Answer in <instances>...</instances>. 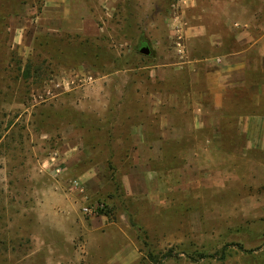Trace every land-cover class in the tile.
<instances>
[{"label": "rangeland", "instance_id": "obj_1", "mask_svg": "<svg viewBox=\"0 0 264 264\" xmlns=\"http://www.w3.org/2000/svg\"><path fill=\"white\" fill-rule=\"evenodd\" d=\"M51 1L0 0V264H264V0Z\"/></svg>", "mask_w": 264, "mask_h": 264}, {"label": "crops", "instance_id": "obj_2", "mask_svg": "<svg viewBox=\"0 0 264 264\" xmlns=\"http://www.w3.org/2000/svg\"><path fill=\"white\" fill-rule=\"evenodd\" d=\"M54 4L55 3L54 2L52 3L51 0H46V5H54ZM83 20L81 19L75 20L76 21L75 26L87 29L88 28L87 25L79 23ZM224 20L225 22H227V17H225ZM193 29L196 30L195 33H192L193 36L198 37V38L208 36L209 39H212L215 36L218 37L220 35L219 33L210 32L207 29V27L201 24H198L196 27H193ZM235 37H236L237 42L240 43L239 48L230 50V51H227L221 54V56H219V58L217 59V62H221L219 65L220 67L217 68L214 75L212 74L213 76L217 78V81H216L217 85L220 84L223 87L232 85V84H239L242 81L246 80L247 70H249V68L253 65V61H254L252 58H250V56H248V51L252 49L253 46L261 42V40H263V37L255 39V36L253 35V33L248 29L238 31ZM246 44H249V46L248 47L246 46V48H242V45H246ZM262 85L264 86V84ZM262 89H264V87L261 88L260 90V92L263 93L264 90ZM217 97L218 96L215 95L216 101H218ZM203 112L205 113L204 109H201V110L197 109V113L199 114L197 117L198 119L200 118L201 120H203L204 118ZM200 124H201L200 126H204L203 122L201 121H200ZM205 126H207L211 130L212 133H215V134L217 133L216 128L212 124H207ZM145 165L146 163L142 164V166H145ZM140 166L141 165L139 163L138 167ZM140 181H141L140 179L138 178L136 179L135 181L136 187L138 189L146 188L147 186L144 184V182H143V185H141Z\"/></svg>", "mask_w": 264, "mask_h": 264}, {"label": "built area", "instance_id": "obj_3", "mask_svg": "<svg viewBox=\"0 0 264 264\" xmlns=\"http://www.w3.org/2000/svg\"><path fill=\"white\" fill-rule=\"evenodd\" d=\"M101 206H103V205H101ZM98 208H99V205L96 204L95 207L85 206L83 209H84V211H85L86 214L92 215V214L96 213V211L98 210Z\"/></svg>", "mask_w": 264, "mask_h": 264}, {"label": "water", "instance_id": "obj_4", "mask_svg": "<svg viewBox=\"0 0 264 264\" xmlns=\"http://www.w3.org/2000/svg\"><path fill=\"white\" fill-rule=\"evenodd\" d=\"M140 50H141V52H143L145 54H149L151 51L149 46H143Z\"/></svg>", "mask_w": 264, "mask_h": 264}, {"label": "trees", "instance_id": "obj_5", "mask_svg": "<svg viewBox=\"0 0 264 264\" xmlns=\"http://www.w3.org/2000/svg\"><path fill=\"white\" fill-rule=\"evenodd\" d=\"M106 206L108 207V205H105V207H106ZM102 209H103V208H102ZM102 209H100V210H102Z\"/></svg>", "mask_w": 264, "mask_h": 264}]
</instances>
